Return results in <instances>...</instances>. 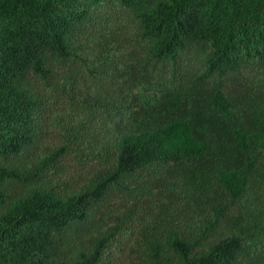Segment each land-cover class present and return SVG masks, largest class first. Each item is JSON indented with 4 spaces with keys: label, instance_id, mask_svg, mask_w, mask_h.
Segmentation results:
<instances>
[{
    "label": "trees",
    "instance_id": "obj_1",
    "mask_svg": "<svg viewBox=\"0 0 264 264\" xmlns=\"http://www.w3.org/2000/svg\"><path fill=\"white\" fill-rule=\"evenodd\" d=\"M0 264H264V0H0Z\"/></svg>",
    "mask_w": 264,
    "mask_h": 264
}]
</instances>
